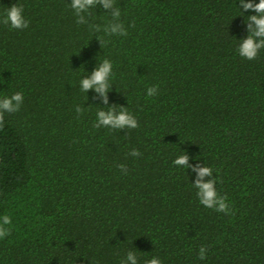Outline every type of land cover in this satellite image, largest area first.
Listing matches in <instances>:
<instances>
[{
	"label": "trees",
	"instance_id": "obj_1",
	"mask_svg": "<svg viewBox=\"0 0 264 264\" xmlns=\"http://www.w3.org/2000/svg\"><path fill=\"white\" fill-rule=\"evenodd\" d=\"M70 2L0 0L30 21L0 24V98L24 95L0 129V216L12 218L0 264H121L128 251L139 264H264V50L237 52L255 13L239 0H115L128 35L106 37L78 25ZM110 19L97 7L90 23ZM105 58L109 106L138 129L92 126L105 106L79 82ZM184 151L213 168L233 214L199 203L196 174L172 163Z\"/></svg>",
	"mask_w": 264,
	"mask_h": 264
},
{
	"label": "clouds",
	"instance_id": "obj_2",
	"mask_svg": "<svg viewBox=\"0 0 264 264\" xmlns=\"http://www.w3.org/2000/svg\"><path fill=\"white\" fill-rule=\"evenodd\" d=\"M69 7L73 11L78 25H88V29L93 33L103 32L104 36H122L128 35V29L121 21V9L116 6L115 0H71ZM97 7H102L110 14L111 19L108 23L101 26L100 24L90 23L92 10ZM239 9L244 15L245 12H254V15H248L246 23L247 35L240 40L237 47L239 56L245 60H255L262 50H264V0H259L258 3L253 0H239ZM0 24L8 26L11 30L22 31L29 27L30 21L25 18L24 6L19 3L12 4L11 7H6L0 13ZM130 27H134L130 25ZM101 45L110 43V40L103 37L98 38ZM114 78L113 63L110 59H103L93 71L83 77L79 82V87L82 92L88 93L92 90L95 95L92 99L98 100L101 107L96 112V119L93 123V128H108L110 130H133L140 127L137 118L128 111L127 107L117 104L109 106L108 93L112 88L111 80ZM146 95L154 97L159 95V86L152 85L147 87ZM88 99V96H87ZM24 103V95L22 92H15L10 96L0 98V129L5 124V114H15L20 111ZM106 109V110H105ZM86 108L81 105L75 106L77 118L79 119L85 112ZM132 157H140L142 153L138 149H131L128 153ZM190 157L184 151L177 156L173 161V165L181 169H190L195 173V181L192 182L196 189V196L199 203L205 208L212 209L218 213L225 215L233 214V210L228 203V197L221 195L216 188L217 178L213 175V168L200 163H189ZM117 167L125 175L128 174V168L124 164H119ZM218 171V170H217ZM12 218L5 214L0 216V240L11 235ZM208 248L204 245L200 246L198 258L200 260L207 259ZM121 264H139V258L133 251H128ZM144 264H162L159 257L153 256Z\"/></svg>",
	"mask_w": 264,
	"mask_h": 264
}]
</instances>
